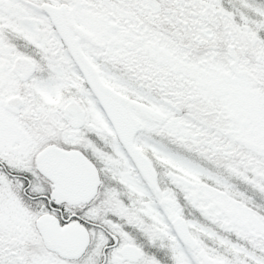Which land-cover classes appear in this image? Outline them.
Segmentation results:
<instances>
[{
    "label": "snow or ice",
    "instance_id": "snow-or-ice-1",
    "mask_svg": "<svg viewBox=\"0 0 264 264\" xmlns=\"http://www.w3.org/2000/svg\"><path fill=\"white\" fill-rule=\"evenodd\" d=\"M0 264H264V0H0Z\"/></svg>",
    "mask_w": 264,
    "mask_h": 264
}]
</instances>
